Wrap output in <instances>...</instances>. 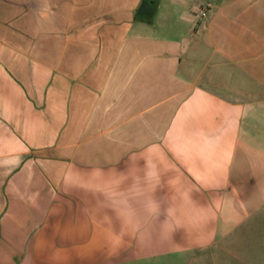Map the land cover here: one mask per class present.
I'll use <instances>...</instances> for the list:
<instances>
[{
	"label": "crops",
	"instance_id": "obj_1",
	"mask_svg": "<svg viewBox=\"0 0 264 264\" xmlns=\"http://www.w3.org/2000/svg\"><path fill=\"white\" fill-rule=\"evenodd\" d=\"M141 1L0 0V264L260 259L264 0Z\"/></svg>",
	"mask_w": 264,
	"mask_h": 264
},
{
	"label": "rangeland",
	"instance_id": "obj_2",
	"mask_svg": "<svg viewBox=\"0 0 264 264\" xmlns=\"http://www.w3.org/2000/svg\"><path fill=\"white\" fill-rule=\"evenodd\" d=\"M9 3H14L16 5V3H18V1L20 0H6ZM24 2V0H21V2ZM99 4L96 7V4L91 5L90 4V20H92L93 18L96 17L97 14L96 13V8H98L99 11L103 10L105 12L104 16L105 17V24L106 25H113V24H118L116 21H112L114 20V16L116 18L117 16V7H120L119 4L117 3L119 0H98ZM159 3H162V8L161 10H163L164 5L166 0H156ZM36 0H25V4L23 5L24 8L26 9L25 12H27L28 14H30L31 18L32 15L35 13V8L39 7L42 9V16H48V0H40V4L39 6H37V3H35ZM96 3V0H90V3ZM122 2V0H121ZM42 3V4H41ZM176 7L177 9H180L182 7V5L177 6H173ZM130 8H132V6H130ZM176 9V10H177ZM24 11V10H23ZM121 11V9H120ZM163 13V11H162ZM114 14V15H113ZM122 14V12H121ZM166 14H164L165 16ZM99 16V15H98ZM161 12L157 13L154 16V23H149L148 26V30L151 33H165V30L167 27L164 24L163 26L160 24L161 23ZM111 19V20H110ZM160 22V23H159ZM30 23H32V21L30 20ZM61 24H65L64 21L61 22ZM162 26V27H161ZM162 35V34H161ZM226 243H224V241L220 242V244L212 246L211 248H208L206 252L204 253H197L195 255L194 252H187V253H175V254H169L167 256L166 261H159L157 259H153V260H148L147 262L145 261H133L130 262L129 264H252L253 260L247 261V262H243L240 258L239 259H234L232 257V255H230L228 252V250L226 249L227 246H225ZM251 244H245V245H237V246H233L232 249L235 252H241V251H246L248 249V252H255V256L260 258L259 260L254 261L255 264H264V249H263V245H257L255 246V249L250 250L249 248H251L250 246ZM195 255V256H193ZM123 264H128L126 262H124Z\"/></svg>",
	"mask_w": 264,
	"mask_h": 264
},
{
	"label": "water",
	"instance_id": "obj_3",
	"mask_svg": "<svg viewBox=\"0 0 264 264\" xmlns=\"http://www.w3.org/2000/svg\"><path fill=\"white\" fill-rule=\"evenodd\" d=\"M153 12V6L151 3L147 0H142L140 5L138 6L136 10L137 16H147L150 15Z\"/></svg>",
	"mask_w": 264,
	"mask_h": 264
}]
</instances>
